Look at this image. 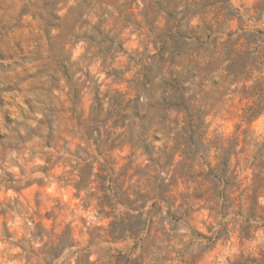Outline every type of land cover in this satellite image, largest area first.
Masks as SVG:
<instances>
[{"label": "rangeland", "instance_id": "obj_1", "mask_svg": "<svg viewBox=\"0 0 264 264\" xmlns=\"http://www.w3.org/2000/svg\"><path fill=\"white\" fill-rule=\"evenodd\" d=\"M260 39L264 0H0V264H264V196L255 203L246 161L264 151V111L243 121L251 100L220 69L252 62L264 53ZM174 63L202 68L184 73L204 113L192 159L177 152L158 175L141 149L100 155L81 139L78 118L93 98L120 91L140 96L126 111L138 114L137 133L148 128L155 146L172 147L174 134L160 129L175 116L165 118L162 101ZM236 135L228 169L237 177L225 185L210 169L221 162L219 140L228 149ZM93 158V172L109 160L111 189L123 185L142 206L119 205V217L139 221L117 233L99 212L102 186L84 161ZM163 179L174 186L171 211L154 197Z\"/></svg>", "mask_w": 264, "mask_h": 264}, {"label": "trees", "instance_id": "obj_2", "mask_svg": "<svg viewBox=\"0 0 264 264\" xmlns=\"http://www.w3.org/2000/svg\"><path fill=\"white\" fill-rule=\"evenodd\" d=\"M188 37H194V40H200L202 35L196 34ZM260 42L262 43L264 40L260 39ZM177 65L179 64L174 63L169 71V79L167 81L168 88L166 90L167 96L162 99L165 118H170L173 113L175 116L167 122L169 123V128L166 129V126L160 129L162 134L167 138L170 134H174L172 138L176 143L172 147L168 146L167 142H165L162 147L155 146L153 140L149 141L150 130L148 128L144 129L143 134L137 133L135 128L136 121L133 119V116L135 117L138 114L131 115L126 111L131 103L136 104L140 100V96L127 99V93H122L120 91H116L117 95L108 98V100L106 98H100L97 95L93 98L88 117L78 118L77 125L82 128L83 131L81 139L96 143L100 155L109 154L116 146L123 147L125 145H130L134 150L141 149L142 152L148 156V160L154 163V171L158 175L165 167L170 168L174 164L177 152L181 154L183 159H192L189 157V148L192 146V141L196 139V132L200 129L202 114L204 115V113L202 107L198 105L196 97L194 95H188L187 88L185 87L186 81L184 79V73L188 71L189 74H193V77H195L197 76V71L202 68L200 64H197L192 66V69L194 67L197 68L196 71L188 70L190 68L189 66H184L182 70H176L175 66ZM220 69L227 71V74H231L234 83H241L242 85L238 91H240L244 99L251 100L250 104L242 108V120L252 121L259 117L264 111V53L255 56L254 60L248 63H241L239 59H234L230 65ZM249 81H253L254 83L248 85L247 82ZM106 103L108 104L107 107L105 106ZM105 111H107L106 114L104 113ZM114 116L115 119L112 120ZM240 127L241 124L237 126L238 129H240ZM117 128H122L123 130L120 131L117 136H114L116 134L114 129ZM176 130L179 132L175 133L177 132ZM157 131L158 130L154 131L155 134H153V139H156ZM247 131L248 130H244L243 133L245 134ZM202 139L203 137L199 135L198 140ZM229 142L230 144L227 149L225 148L223 139L221 138L219 140V148L222 151L219 157L221 162L213 169H210V172L215 174L219 183H224L225 185L229 184L232 178L237 177L233 175V171L230 175V170L228 168L230 158L237 154L236 149L241 140L239 136L236 135L230 138ZM242 142H245V139H243ZM46 143L49 146H53L55 142L53 138H50ZM157 148L159 150L158 156L155 151ZM259 154L260 156H253L252 160L246 159L247 162H251L249 167L254 170L252 187L256 204L258 203V198L264 196V176H262L264 173V151L260 150ZM47 161L50 162V160ZM84 161L91 167V175H95L100 180L103 195L101 198H98L99 212L105 217L112 218L110 223V227L112 229L114 228L112 232L117 233L118 231H122V229H127L129 223L139 221V215L129 211L122 212V217H119V213H117L119 205L128 207L134 211L140 209L142 206L138 205V195L129 192L128 189L124 190L122 188L123 185L122 187L119 185L117 190L111 189V183L113 182L116 184V182L115 180L113 181L111 177L113 169L108 165L109 160L105 159L104 162H100L98 172H93L94 164L97 160L94 159V161L90 162L89 159H85ZM204 178L206 180L209 179L207 173H204ZM74 185L78 190L81 189L82 184L80 182H76ZM173 187L172 180L169 183H165L163 179V182L159 184L154 194L155 200H162L168 203L170 211L173 207L175 208L176 197L171 195ZM228 192L226 199L227 202L230 203L231 191L228 190ZM179 208L180 207H176V210L178 211ZM118 237L119 236H114L115 239Z\"/></svg>", "mask_w": 264, "mask_h": 264}]
</instances>
